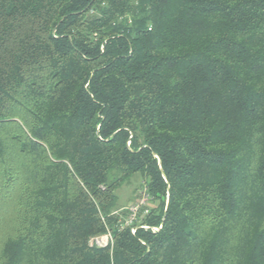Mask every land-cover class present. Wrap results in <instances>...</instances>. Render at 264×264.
<instances>
[{
	"label": "trees",
	"instance_id": "obj_1",
	"mask_svg": "<svg viewBox=\"0 0 264 264\" xmlns=\"http://www.w3.org/2000/svg\"><path fill=\"white\" fill-rule=\"evenodd\" d=\"M0 264H264V0H0Z\"/></svg>",
	"mask_w": 264,
	"mask_h": 264
},
{
	"label": "rangeland",
	"instance_id": "obj_2",
	"mask_svg": "<svg viewBox=\"0 0 264 264\" xmlns=\"http://www.w3.org/2000/svg\"><path fill=\"white\" fill-rule=\"evenodd\" d=\"M144 179L145 178L143 175L134 174L128 180H126V182H124L120 187L117 188V202L115 205L116 209H120V212L125 210L128 211V208L132 204H136L139 201L146 189ZM152 205H154L153 200L150 201V208ZM129 214L130 213L128 211L126 218ZM138 218H140V215Z\"/></svg>",
	"mask_w": 264,
	"mask_h": 264
},
{
	"label": "built area",
	"instance_id": "obj_3",
	"mask_svg": "<svg viewBox=\"0 0 264 264\" xmlns=\"http://www.w3.org/2000/svg\"><path fill=\"white\" fill-rule=\"evenodd\" d=\"M153 200V197L147 192L145 189L143 196L139 199V201L136 204H132L129 208V215L125 220V225L126 226H131V231L132 233L136 232L137 226H134V223L138 220V217L143 211L142 214H147L150 211V201ZM141 227L148 228L147 225H141ZM157 229V228H154ZM95 242L98 245H107L109 241L111 240V234H105L102 236L95 237Z\"/></svg>",
	"mask_w": 264,
	"mask_h": 264
},
{
	"label": "water",
	"instance_id": "obj_4",
	"mask_svg": "<svg viewBox=\"0 0 264 264\" xmlns=\"http://www.w3.org/2000/svg\"><path fill=\"white\" fill-rule=\"evenodd\" d=\"M163 175L165 176V174L163 173Z\"/></svg>",
	"mask_w": 264,
	"mask_h": 264
}]
</instances>
